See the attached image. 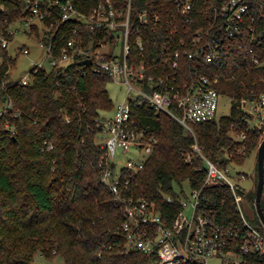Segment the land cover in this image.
I'll return each mask as SVG.
<instances>
[{"label":"trees","instance_id":"1","mask_svg":"<svg viewBox=\"0 0 264 264\" xmlns=\"http://www.w3.org/2000/svg\"><path fill=\"white\" fill-rule=\"evenodd\" d=\"M107 1L118 11H125L128 3L74 0V4L89 13L99 2ZM217 1L195 0L187 21L176 0H131L132 54L138 52L135 40L141 37L145 45L143 59L161 62L163 51L180 49V38H189L204 24L208 12L202 8ZM0 3L4 5L0 20L13 22L29 14L21 0ZM144 10L157 13L159 21L155 24L149 17L147 24L137 28L136 19ZM257 25L262 35L257 34L253 40L250 36L231 39L225 62L204 65L211 73L219 74L218 86H225L222 91L232 100L231 111L206 122L191 123V127L204 154L223 169L242 164L263 135V130L250 125L238 106L251 88L264 89V65L251 60L253 54L264 60V24ZM48 26L49 21H44L43 28ZM75 28L88 40L90 27L74 19L46 30L48 38L41 34L38 24H33L29 33L38 40L43 37L51 41L58 52ZM9 38L13 35L9 34ZM14 62L8 48H3L0 104L10 102L11 107L0 118V264H38L35 258L39 253L46 258L57 255L65 264H147L155 256L124 250L123 237L118 232L122 211L100 180L99 161L104 149L97 136V121L102 111L112 110L115 105L106 89L111 77L94 72L90 66L79 68L73 62L50 71L41 68L29 83L21 84L8 71ZM190 64L181 60L182 67ZM131 113L140 128L157 137L135 182L155 202L166 222L180 209L182 183L187 181L191 188L200 190L198 209L202 213L219 222L237 224L240 214L229 187L204 186L206 170L202 160L192 153L191 161L185 159L195 140L192 132L164 110L132 104ZM241 133L245 136H239ZM44 139L52 142V149L42 148ZM257 180L256 160L255 187L245 193L240 191L255 212ZM166 195H171L173 201H167ZM261 208L264 213V200ZM258 222V228L264 231ZM245 264H264V257L250 253Z\"/></svg>","mask_w":264,"mask_h":264},{"label":"built area","instance_id":"2","mask_svg":"<svg viewBox=\"0 0 264 264\" xmlns=\"http://www.w3.org/2000/svg\"><path fill=\"white\" fill-rule=\"evenodd\" d=\"M21 1L29 14L13 22L0 20V52L8 48L9 34L14 36L11 25L17 21H22L24 30L29 32L32 25L36 24L33 20H40V31L45 38L49 37L46 30L51 31L69 19L86 24L90 32L88 40H85L82 32L73 29L58 52L54 51L51 41L41 37L39 46L45 48V58L49 64L31 60L32 67L15 81L27 84L41 68L50 71L76 62L79 68L90 66L94 72L108 74L111 81L125 85L124 99L114 105L111 115L101 112L97 121V136L104 149L99 161L102 167L100 180L109 189L115 206L122 211L123 220L118 232L123 237L124 250L155 256L147 264H245L250 253L264 257V231L244 217L240 206L242 194L237 183L231 179L229 169L219 167L204 154L191 127V123L215 118L219 103V74L211 73L204 65L225 62L228 41L231 39L250 36L253 40L257 34L262 35V31L257 32V23L264 24V0H218L208 8L204 6L202 11L208 12L204 24L195 29L189 38H180V49L163 51L161 62L154 59L150 63L143 59L145 45L141 37L135 40L138 52L134 55L131 52L134 26L130 18L131 0H128L125 11L116 10L107 1L99 2L89 13L79 10L74 0ZM176 2L181 14L189 21L195 0ZM0 10H4L2 3ZM149 17L155 24L159 21L157 13L144 10L138 14L136 27L147 24ZM46 20L49 26L43 28ZM4 24L7 28H3ZM21 51L29 53L26 47ZM8 56L13 57L9 51ZM87 58L91 59L90 64H79V61ZM183 58L192 65L182 67ZM251 60L256 65H264V60L255 54ZM12 65L10 63L9 72ZM246 93L240 98L238 106L245 112L250 125L264 133V89L251 88ZM132 104L164 110L192 132L195 140L185 159L191 161L192 153L202 160L206 170L204 186L229 187L240 214L237 224L219 222L202 213L198 209L200 190L191 187L189 195L183 189L179 198L180 209L170 222H166L155 202L135 182L157 137L136 124L132 118ZM9 107L10 102L0 104V118ZM239 136L244 137L245 134ZM42 148L50 150L53 144L49 139H44ZM118 149L130 155L123 161H117ZM243 177V174L240 175V179ZM165 198L169 202L173 201L171 195ZM36 257L51 264H65L57 255L46 258L39 253ZM58 258L59 261L56 260ZM215 259L218 263L213 262Z\"/></svg>","mask_w":264,"mask_h":264},{"label":"rangeland","instance_id":"3","mask_svg":"<svg viewBox=\"0 0 264 264\" xmlns=\"http://www.w3.org/2000/svg\"><path fill=\"white\" fill-rule=\"evenodd\" d=\"M34 23L42 26V23L38 19L33 20ZM11 28L14 31L13 38L9 41L8 51L15 58V62L11 66L10 73L13 79H18L22 77L31 67V60L36 62H43L45 65H48V59L45 58L46 50L39 46L38 38L35 34L29 33L24 30L25 26L22 21L14 22L11 25ZM24 30V31H23ZM23 47L28 48L29 53H23L21 49ZM225 86L220 83V97L219 103L217 107V112L215 118H219L221 116L227 115L231 111V103L232 100L229 94L225 91H222V88ZM106 89L108 91L109 97L111 98L114 104L121 102L125 97V85L123 83H117L115 81H110L106 85ZM103 112V111H102ZM105 115H111V110L104 111ZM232 134L237 137V135L232 132ZM263 135L261 136V139ZM260 139V141H261ZM256 152L257 148L254 152L248 156L242 164H230L228 167L231 179L237 183L239 191L242 193L247 192L249 189H253L255 187L254 182V166L256 162ZM130 154H123L119 151L116 153V160L123 161ZM244 175L243 179H240V175ZM182 187L184 192L189 195L190 193V185L187 181L182 183ZM240 192V193H241ZM241 193V194H242ZM242 212L244 217L252 223L254 226L258 227L260 221L257 211L252 208L249 200L246 196L242 194V201L240 203ZM256 209V208H255ZM258 217V220L256 218ZM261 222V221H260ZM262 223V222H261ZM56 260H60L59 258ZM35 261L38 264H51L47 260L36 257ZM213 262L218 263V260H213Z\"/></svg>","mask_w":264,"mask_h":264},{"label":"water","instance_id":"4","mask_svg":"<svg viewBox=\"0 0 264 264\" xmlns=\"http://www.w3.org/2000/svg\"><path fill=\"white\" fill-rule=\"evenodd\" d=\"M91 59H83L79 61V64H90ZM257 160V175L258 180L256 184V196H255V208L257 215L264 226V213L261 208V200H264L263 185H264V136L257 147L256 152Z\"/></svg>","mask_w":264,"mask_h":264}]
</instances>
